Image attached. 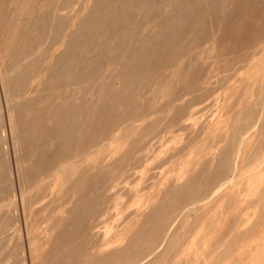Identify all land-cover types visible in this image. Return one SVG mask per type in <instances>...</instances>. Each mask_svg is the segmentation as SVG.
I'll use <instances>...</instances> for the list:
<instances>
[{
    "label": "rangeland",
    "instance_id": "1",
    "mask_svg": "<svg viewBox=\"0 0 264 264\" xmlns=\"http://www.w3.org/2000/svg\"><path fill=\"white\" fill-rule=\"evenodd\" d=\"M159 259L264 264V0H0V264Z\"/></svg>",
    "mask_w": 264,
    "mask_h": 264
},
{
    "label": "bare ground",
    "instance_id": "2",
    "mask_svg": "<svg viewBox=\"0 0 264 264\" xmlns=\"http://www.w3.org/2000/svg\"><path fill=\"white\" fill-rule=\"evenodd\" d=\"M81 24H83V23H81ZM84 24H85V22H84ZM223 169V168H222ZM214 179V178H213ZM215 179H216V177H215ZM235 180V175H233L230 179H229V181L227 182V183H232L233 181ZM214 182H216V180H213ZM222 181V180H221ZM242 181V180H241ZM237 184V183H236ZM230 185V184H229ZM240 185V184H239ZM231 188H233V187H231ZM227 189V188H226ZM225 190V189H224ZM216 191H221V188L220 187H218L217 189H216ZM192 192V191H191ZM229 192V191H228ZM194 193V192H193ZM224 193H226V192H224ZM222 195V194H221ZM211 198H215L216 197V192L215 193H213L211 196H210ZM218 197H219V195H218ZM202 200V199H201ZM203 203V202H202ZM198 204V203H197ZM191 205H193V204H191ZM195 205V204H194ZM187 209V208H186ZM176 222V221H175ZM171 226V225H170ZM172 228V227H171ZM170 230V229H169ZM170 231H172V230H170ZM167 237V236H166ZM165 237V238H166ZM169 237V236H168ZM233 237V236H232ZM234 237H235V235H234ZM172 240V239H171ZM165 241V240H164ZM163 241V243L165 244V242ZM167 241V240H166ZM169 241V240H168ZM166 245H167V243H166ZM162 246V245H161ZM170 245H168V247H169ZM153 249H156V247L155 248H153ZM228 249V248H227ZM157 250V249H156ZM155 251V250H154ZM227 251V250H226ZM150 252H152V250H150ZM163 252V251H162ZM224 252H225V250H224ZM149 253V252H148ZM223 253V252H222ZM147 256H148V254H146ZM163 255V254H162ZM161 257H163V256H161ZM149 258V257H148ZM160 258V257H159ZM140 261H141V259H139ZM148 260V259H147ZM160 260V264H161V260H163V259H159ZM135 261H136V259H135ZM138 261V260H137ZM139 261V262H140ZM133 262H134V260H133ZM132 262V263H133ZM138 262V263H139ZM145 263H147V261L145 262ZM157 263V262H156ZM131 264V263H130ZM136 264V263H135ZM220 264V263H219Z\"/></svg>",
    "mask_w": 264,
    "mask_h": 264
}]
</instances>
